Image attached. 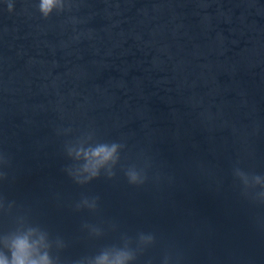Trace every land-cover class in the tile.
Masks as SVG:
<instances>
[{
    "label": "water",
    "instance_id": "water-1",
    "mask_svg": "<svg viewBox=\"0 0 264 264\" xmlns=\"http://www.w3.org/2000/svg\"><path fill=\"white\" fill-rule=\"evenodd\" d=\"M5 3L0 234L38 227L60 264L119 247L135 264H264V0H70L47 19ZM113 141V175L76 183L67 148Z\"/></svg>",
    "mask_w": 264,
    "mask_h": 264
},
{
    "label": "clouds",
    "instance_id": "clouds-1",
    "mask_svg": "<svg viewBox=\"0 0 264 264\" xmlns=\"http://www.w3.org/2000/svg\"><path fill=\"white\" fill-rule=\"evenodd\" d=\"M5 7L12 12L15 7L14 0H6ZM35 7L40 16L47 19L54 12H62L72 7V4L70 0H36ZM72 20L79 22L75 17ZM87 35L92 38L91 32ZM79 36L77 34L74 39H79ZM123 147V144L115 141L69 146L67 155L78 162L76 167L68 170L69 175L78 184L88 183L102 171L111 177L112 168L119 160ZM237 174L243 178V173ZM125 176L129 184L141 185L145 182V176L134 168L128 169ZM244 182L247 185L246 178ZM254 182L264 186V181L259 176L254 178ZM260 195L264 197V192ZM83 204L94 208L95 200L91 203L85 200ZM95 235H99V232L96 231ZM140 240L148 245L153 242L154 237L151 234L141 235ZM63 246L62 241L51 240L48 233L38 227H21L8 234H0V264H60L59 258L53 255V248L60 249ZM75 264H135V255L126 247L108 248L91 259L77 260Z\"/></svg>",
    "mask_w": 264,
    "mask_h": 264
}]
</instances>
